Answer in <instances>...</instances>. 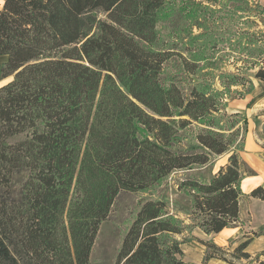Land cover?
<instances>
[{"label": "trees", "instance_id": "trees-1", "mask_svg": "<svg viewBox=\"0 0 264 264\" xmlns=\"http://www.w3.org/2000/svg\"><path fill=\"white\" fill-rule=\"evenodd\" d=\"M164 13L189 14L204 33L188 39L184 53H176L179 43L160 49ZM0 56V80L9 81L0 87V190L27 172L18 201L0 196V264H91L122 192L151 193L173 173L223 156L227 163L207 181L178 184L190 198L184 217L160 197L141 200L114 264H188L181 237L240 227L244 200L264 201L262 186L242 190L255 175L241 155L239 124L247 120L227 111L264 82L259 1L0 0ZM173 57L183 71L164 79ZM225 62L232 70L220 71ZM202 244L206 262L253 256L250 240L232 253Z\"/></svg>", "mask_w": 264, "mask_h": 264}, {"label": "rangeland", "instance_id": "rangeland-1", "mask_svg": "<svg viewBox=\"0 0 264 264\" xmlns=\"http://www.w3.org/2000/svg\"><path fill=\"white\" fill-rule=\"evenodd\" d=\"M256 2L258 0H250ZM264 3V0H261ZM209 7L208 4H205ZM238 4L237 6H239ZM219 9V7L217 8ZM229 10L235 13V15H244L237 8L229 7ZM182 15V14H179ZM172 16L165 19V13L161 21L158 24L159 32V46L158 48L164 49L165 46L176 47V53H184L185 42L188 39L198 36L204 30L196 29L195 19L189 17V14H183V16ZM208 15V10L207 14ZM220 15H229L228 10L222 12ZM104 18V16H101ZM175 43V44H174ZM188 43V42H187ZM198 41V45H200ZM174 44V45H173ZM206 45L207 43L204 42ZM173 48V47H172ZM222 56V55H221ZM217 58H221L220 55ZM7 60L6 56H0V68L2 63ZM228 64V63H227ZM204 66V65H201ZM226 72L232 70V68L225 63L220 64V71ZM166 71H164L167 76H177L181 73L182 65L178 57L171 58L166 66ZM225 69V70H224ZM205 71H207L205 69ZM0 80V85L3 86L6 83ZM9 82V81H8ZM256 82V90L251 96H247L245 99H235L228 102V113H233L240 111L245 116L247 123L245 125L239 124L242 129H246L244 134V153L242 154L245 161L250 165V168L254 171L256 177L255 182L257 184L263 185L264 187V84L259 81ZM0 86V87H1ZM219 87V86H218ZM221 89V88H220ZM235 97V95H234ZM244 100V101H242ZM250 103V106L245 110L246 106ZM243 105V107H241ZM245 110V111H244ZM197 126L190 127L188 131L183 133V142L181 147L185 148L189 146L193 139V134H195ZM249 134L252 136L254 147L248 149L247 138ZM217 161L214 165L207 166H197L188 170L179 171L173 173L167 180H164L159 187H157L151 193H129L122 192L116 199L112 212L107 221H105L99 230L95 245L93 247L90 263L91 264H114L117 252L119 250L122 237L125 230L128 227L129 220L136 210L138 203L141 200H145L151 197H160L164 202L166 201L169 205L170 210L184 217L190 209V198L185 191H179L178 184L183 180L197 179L200 181H207L213 174H215L220 167L227 163L228 156H223L216 158ZM255 163L253 166L251 165ZM248 178V177H247ZM27 179V172L20 171L17 172L13 177V184L7 191L0 190V196L5 198L18 201L21 197V191L24 183ZM251 193V192H250ZM249 193V194H250ZM264 201L246 198L242 204L241 208V226L230 235H213L206 236L200 231L196 230L192 236L185 235L180 239H186L182 248L185 253V261L188 264H206L205 256L207 254V248L202 244L203 242L213 241L216 245L223 247L232 253L233 250L238 247L241 243L250 240L254 242L251 247L248 246L247 252L252 256L251 260L235 261L236 264H256L254 259L257 254L264 252L262 246H259V242L255 238L259 235L256 232L253 225L257 224L264 218ZM259 216V218L257 217ZM235 229V228H234ZM228 259L233 260L230 256H226ZM264 260V256L261 257ZM220 261V260H219ZM222 264H227L221 261Z\"/></svg>", "mask_w": 264, "mask_h": 264}, {"label": "crops", "instance_id": "crops-1", "mask_svg": "<svg viewBox=\"0 0 264 264\" xmlns=\"http://www.w3.org/2000/svg\"><path fill=\"white\" fill-rule=\"evenodd\" d=\"M260 3H262V4H264L261 0H258ZM4 63V62H3ZM2 63V64H3ZM7 81H8V79L7 80H5L3 83H7ZM261 84H264V82H260ZM255 84H256V82H255ZM1 86V85H0ZM255 90H256V85H255ZM254 93V92H253ZM252 93V94H253ZM251 94V95H252ZM251 95H249V96H251ZM242 101H244V100H242ZM250 106V103L246 106V108H245V110H247L248 109V107ZM241 107H243V105L241 106ZM244 110V111H245ZM247 148L248 149H251V148H253L254 147V143H253V140H252V136L249 134V136H248V138H247ZM244 152H242L241 153V155L243 154ZM243 157V156H242ZM244 159V158H243ZM245 160V159H244ZM246 162V161H245ZM247 163V162H246ZM248 164V163H247ZM255 163H253L252 162V166L254 165ZM249 165V164H248ZM249 167H250V165H249ZM255 179H256V177H248V178H246L245 180H243V182H242V190H243V192L245 193V194H249L251 191H253L255 188H257V187H259V186H262L263 187V185H260V184H257L256 182H255ZM264 188V187H263ZM264 204V203H263ZM264 206V205H263ZM258 218H259V216H257ZM241 220H242V218H241ZM255 227V229H256V232L259 234L256 238H255V240H257L258 242H259V246H261V245H263L262 246V249H260V250H264V218H262V220L261 221H258V223L257 224H255V225H253V228ZM239 228V227H238ZM238 228H235V229H226V230H224L222 233H220V235H230L232 232H234V231H236ZM254 242H251L250 243V245H249V247H251L252 246V244H253ZM206 264H222L221 263V261H219V260H216V259H212V260H210V261H208V262H206Z\"/></svg>", "mask_w": 264, "mask_h": 264}]
</instances>
